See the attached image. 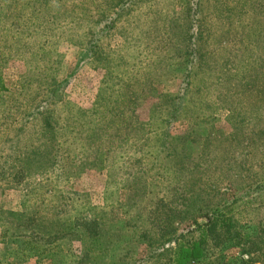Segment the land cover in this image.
I'll return each instance as SVG.
<instances>
[{"label":"rangeland","instance_id":"1","mask_svg":"<svg viewBox=\"0 0 264 264\" xmlns=\"http://www.w3.org/2000/svg\"><path fill=\"white\" fill-rule=\"evenodd\" d=\"M0 264H264V0H0Z\"/></svg>","mask_w":264,"mask_h":264},{"label":"trees","instance_id":"2","mask_svg":"<svg viewBox=\"0 0 264 264\" xmlns=\"http://www.w3.org/2000/svg\"><path fill=\"white\" fill-rule=\"evenodd\" d=\"M195 223H196V225L198 226V229H202V228H205V226L207 225V224H213L214 223V225L211 227V228H213L212 230H215L216 229V226L219 224L218 222H217V220H212L211 218H210V221H208V223H206V224H199V222H198V220L197 221H195ZM223 223H225V220L223 221ZM226 227H229V224L226 226ZM35 241V240H34ZM34 241H31V243H33L34 244ZM170 241V240H169ZM203 243H205V240L203 239V238H200V239H197V240H195L194 242H192L191 244H190V248L192 249V251L194 252V249H196V248H199L200 247V245H202ZM180 246H182V244L180 243L179 244ZM169 250H170V247H168V248H165V251H164V253H166V254H168V252H169ZM194 254V253H193ZM192 254V255H193ZM176 255H178L177 257L179 258V261L178 262H180V261H184V259H186L187 257H188V259L191 257L190 255V253L187 255L186 254V251L185 250H178V252L176 253Z\"/></svg>","mask_w":264,"mask_h":264}]
</instances>
